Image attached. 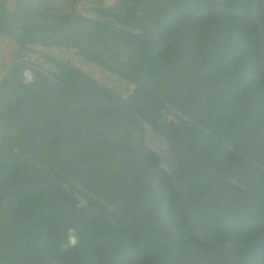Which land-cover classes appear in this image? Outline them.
<instances>
[{
	"label": "trees",
	"instance_id": "obj_1",
	"mask_svg": "<svg viewBox=\"0 0 264 264\" xmlns=\"http://www.w3.org/2000/svg\"><path fill=\"white\" fill-rule=\"evenodd\" d=\"M255 3L0 0V264H264V243L226 251L198 238L157 155L124 147L143 144L141 120L117 113L173 143L207 235L263 236L259 28L209 9ZM258 14L264 26V0Z\"/></svg>",
	"mask_w": 264,
	"mask_h": 264
},
{
	"label": "water",
	"instance_id": "obj_2",
	"mask_svg": "<svg viewBox=\"0 0 264 264\" xmlns=\"http://www.w3.org/2000/svg\"><path fill=\"white\" fill-rule=\"evenodd\" d=\"M258 3L259 0H256L254 7L247 12L237 11L227 7L224 8L221 6L210 7L209 9L225 10L241 16H247L255 20V22L258 25L259 33H260L261 63L264 69V26L258 14ZM202 12L203 10L200 13ZM198 15L199 13L195 17H197ZM117 113H129L141 120L145 131L143 144L140 146H124V147L150 150L157 155L159 161L158 169L165 171L170 176L176 195L179 198L184 208L188 220L194 232L197 234L198 238L203 243L213 248L226 250V251L247 250L264 243V235L260 236L259 238H255L253 240L245 241V242H223L215 239L214 234L207 235L201 228L197 220V217L195 215V212L190 204L189 195L181 172L180 161L175 151L173 143L160 130H158L155 126L151 125L150 123L139 117V115L131 111H117ZM98 114H112V112H103ZM51 262L54 264H62L54 260H51Z\"/></svg>",
	"mask_w": 264,
	"mask_h": 264
},
{
	"label": "rangeland",
	"instance_id": "obj_3",
	"mask_svg": "<svg viewBox=\"0 0 264 264\" xmlns=\"http://www.w3.org/2000/svg\"><path fill=\"white\" fill-rule=\"evenodd\" d=\"M86 7L85 3H82L79 5V9L83 11V9ZM6 43L5 42H0V58L2 57L4 60H7L8 58V52L6 51L5 47ZM39 50V47L37 48ZM44 52H46L49 55H54L58 58H63L67 60L70 64L78 65L79 67L84 68L87 73H90L92 76H94L97 79L105 80L107 84L111 85L109 82H114L116 78L114 77H108L105 72L102 71V69L97 66V65H92V64H82L79 62V58L77 55H75L72 51L70 52L69 50L66 49H43ZM41 56L37 55L34 57V61L40 60ZM1 74V72H0Z\"/></svg>",
	"mask_w": 264,
	"mask_h": 264
}]
</instances>
